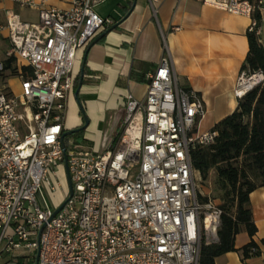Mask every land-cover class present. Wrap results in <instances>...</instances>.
<instances>
[{
    "label": "built area",
    "instance_id": "1",
    "mask_svg": "<svg viewBox=\"0 0 264 264\" xmlns=\"http://www.w3.org/2000/svg\"><path fill=\"white\" fill-rule=\"evenodd\" d=\"M0 1L36 13L31 23L8 10L0 25L8 43L0 59V264L29 262L34 251L37 264H199L202 245L218 242L222 212L200 192L191 154L215 133L199 132L204 101L178 84L168 52L147 74L144 98L125 96L111 150L69 144L72 193L67 186L49 208L38 197L62 188L60 170L66 178L61 137L78 53L113 21L94 11L104 0H71L66 10L51 0ZM198 1L247 16L259 39L254 14L264 0ZM263 82L261 72L241 71L233 93L241 99Z\"/></svg>",
    "mask_w": 264,
    "mask_h": 264
},
{
    "label": "crops",
    "instance_id": "2",
    "mask_svg": "<svg viewBox=\"0 0 264 264\" xmlns=\"http://www.w3.org/2000/svg\"><path fill=\"white\" fill-rule=\"evenodd\" d=\"M70 1L51 0L50 4L66 10ZM8 10L15 11L24 21H36L35 12L0 1V25L5 23ZM94 11L101 18L112 20L113 25L95 36L106 33L91 48L78 53L75 79L83 60L85 73L77 96L73 91L68 99L65 115L66 131L83 125L77 97L89 122L83 138L91 143V151L100 150L104 139L109 140L110 146L124 117L125 96L144 98L146 76L167 52L178 84L198 93L204 101L199 132L211 131L235 110L238 99L233 91L248 53L250 18L198 0H104ZM259 29L264 48V9L260 12ZM7 44V33H0V59ZM249 202L256 233L253 237L238 234L234 247L240 250L253 241L261 255L248 259L247 264H264V187L253 191ZM242 262L239 251L214 260L215 264Z\"/></svg>",
    "mask_w": 264,
    "mask_h": 264
},
{
    "label": "trees",
    "instance_id": "3",
    "mask_svg": "<svg viewBox=\"0 0 264 264\" xmlns=\"http://www.w3.org/2000/svg\"><path fill=\"white\" fill-rule=\"evenodd\" d=\"M254 17L260 23L259 12ZM109 29L106 28L105 32ZM247 41L248 53L242 71L261 72L264 76V48L253 33L247 32ZM6 68H9V63ZM79 82L80 73L74 81V92ZM76 101L80 102L77 97ZM211 132L215 133L213 142L197 147L191 154V162L202 182L214 174L222 192L218 205L222 213L218 242L202 245L199 264H215L217 257L237 251L243 261L258 257L259 250L253 241L240 250L235 249L234 242L240 233H247L249 237L256 233L249 195L264 187V82L238 99L235 110L216 123ZM83 133L81 130L63 139L67 152L70 143L77 149L91 151L92 145L83 138ZM254 249L256 252H252ZM20 260L18 258L12 264H22ZM34 261L27 264H34Z\"/></svg>",
    "mask_w": 264,
    "mask_h": 264
},
{
    "label": "rangeland",
    "instance_id": "4",
    "mask_svg": "<svg viewBox=\"0 0 264 264\" xmlns=\"http://www.w3.org/2000/svg\"><path fill=\"white\" fill-rule=\"evenodd\" d=\"M8 87L10 89V91L17 95L19 93V86H18V82L15 78H10L7 82ZM109 140L104 139L102 142V145L100 147V153H103L105 150L110 149L108 148L109 145L107 142ZM113 141V139H112ZM111 141V142H112ZM110 142V143H111ZM78 151H83V149H77ZM56 182H60L62 185V188H60L56 193H54L52 196L46 194V193H42L41 197H38V202L41 205H47L49 208H55V206L57 204H61L62 202V197L63 195L66 193V189H67V181L65 176L63 175V173L61 172V170L58 173V178L54 180V183ZM199 190L200 192L204 195L207 196L208 199L210 201H212L214 204L219 205L221 203V195L222 192L220 191L218 185L216 184V180H215V176L212 173L209 177V179L205 182H200L199 183ZM236 241H240L239 238L236 239ZM36 257V251H34V253L32 254L31 258L32 260H35ZM21 263L22 264H27V260L25 258H21ZM3 264H6V261H3Z\"/></svg>",
    "mask_w": 264,
    "mask_h": 264
},
{
    "label": "water",
    "instance_id": "5",
    "mask_svg": "<svg viewBox=\"0 0 264 264\" xmlns=\"http://www.w3.org/2000/svg\"><path fill=\"white\" fill-rule=\"evenodd\" d=\"M105 34H106L105 32L102 33L99 37L95 38L92 42H90V44L87 46V49L91 48L102 37H104ZM84 61L85 60H83L82 66H81V69H80V82H79V86H78L77 90L75 91V96H77V94L79 92V89L81 87V84H82L81 80H82V77H83ZM78 106H79V109H80V112H81V116H82V120H83V125L81 127H79V128H76V129H73V130H68V131L63 132L62 137H61V146H62V150H63L64 171H65L67 186H68L70 195L72 193V184H71L70 177H69V173H68L66 148H65L63 139L65 137H67V136H70V135L74 134L75 132H78V131H81V130H85L87 128V126H88V123H89L88 122V119L85 116L84 110L82 109V106H81L80 102H78ZM63 205L64 204H62L57 210H55L54 215H56L62 209ZM37 261H38V254H36L34 264H37Z\"/></svg>",
    "mask_w": 264,
    "mask_h": 264
}]
</instances>
